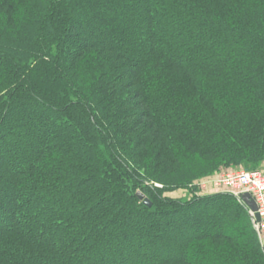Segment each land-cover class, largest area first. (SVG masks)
<instances>
[{"label":"trees","instance_id":"obj_1","mask_svg":"<svg viewBox=\"0 0 264 264\" xmlns=\"http://www.w3.org/2000/svg\"><path fill=\"white\" fill-rule=\"evenodd\" d=\"M263 161L264 0H0V264H264L151 184Z\"/></svg>","mask_w":264,"mask_h":264},{"label":"built area","instance_id":"obj_2","mask_svg":"<svg viewBox=\"0 0 264 264\" xmlns=\"http://www.w3.org/2000/svg\"><path fill=\"white\" fill-rule=\"evenodd\" d=\"M212 185L217 192L231 194L240 202H242L240 196L243 193L249 194L255 203L259 220L255 219L254 212L251 210L248 209V213L260 243L264 242V171L254 169L224 173L213 179Z\"/></svg>","mask_w":264,"mask_h":264},{"label":"rangeland","instance_id":"obj_3","mask_svg":"<svg viewBox=\"0 0 264 264\" xmlns=\"http://www.w3.org/2000/svg\"><path fill=\"white\" fill-rule=\"evenodd\" d=\"M257 169L264 171V161L258 166ZM237 170H245V169L241 165H230V166H226V167H221L218 170H216L215 172H213L212 174L201 177L198 180H194L187 185H177L175 187H172L171 189L163 188V184L159 181H156V180L152 181L151 184L157 190L161 191L162 189H165V191L160 193V196L163 198H169L172 200H179V201H188V200L192 199L193 197L207 196V195H212L215 193H222V192H217L215 190V188L213 187V185H212L213 179H215L216 177H218L219 175H222L224 173L237 171ZM250 221H251V218H250ZM251 224H252V221H251ZM252 226H253V224H252ZM253 228H254V226H253ZM254 231H255V229H254ZM255 234L257 236V239H258L260 246L261 245L263 246L264 242L262 241L260 243L259 236H258L256 231H255ZM262 249H264V247Z\"/></svg>","mask_w":264,"mask_h":264},{"label":"water","instance_id":"obj_4","mask_svg":"<svg viewBox=\"0 0 264 264\" xmlns=\"http://www.w3.org/2000/svg\"><path fill=\"white\" fill-rule=\"evenodd\" d=\"M135 196L137 197V199L141 200L144 205H146V206L151 205L150 201L146 197H144L143 193H141L140 191H137L135 193ZM240 198H241L242 202L248 207V209L251 210L252 212H254V217L258 221L259 216L256 213V206H255L254 201L250 198L249 194L243 193L240 196Z\"/></svg>","mask_w":264,"mask_h":264}]
</instances>
